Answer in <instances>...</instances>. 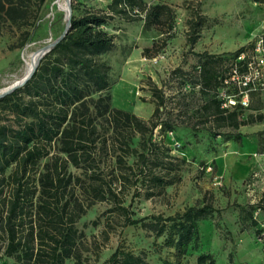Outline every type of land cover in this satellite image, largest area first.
I'll return each instance as SVG.
<instances>
[{"label":"trees","instance_id":"1","mask_svg":"<svg viewBox=\"0 0 264 264\" xmlns=\"http://www.w3.org/2000/svg\"><path fill=\"white\" fill-rule=\"evenodd\" d=\"M43 2L0 0V24L34 25ZM116 16L143 21L145 30L166 35L163 42L173 36L176 16L169 4L110 0L106 11L71 15L69 30L41 58L32 76L0 98V261L147 264L144 253L135 254L121 246L99 262L103 246L96 243L97 236L88 238L79 223L95 205L106 203L108 208L101 216L106 217L107 227L112 221L120 228L141 224L156 237L165 235L164 245L174 249L175 261L164 259L161 264H180L190 243L198 238V222L214 212L204 204L169 216L134 217L135 198L159 195L174 185L185 161L153 138L157 129L164 135L173 132L175 125L171 112L162 116L165 100L157 86L150 89L155 108L148 119L111 105L110 66L103 55L115 43L113 34L101 26ZM201 22L198 16L188 22L195 33L189 36L190 44L198 39ZM261 41L264 50V35ZM248 47H252L251 56L245 54ZM255 47L251 42L230 55L196 53L197 64L188 81L206 100L192 107L190 114L189 104H183V111L182 102L177 101L176 115L188 119L187 123L193 121V130L202 125L211 137L222 136L221 130L229 129L226 139L233 141L241 138L236 132L240 126L262 122L261 112L242 116L254 95H264V88L249 89V104L244 107L239 91L246 88L230 80L233 67L240 74L247 72V64L257 55ZM142 52L149 55L151 48ZM223 88L235 101L233 105L223 106L227 101L221 96ZM147 219L151 221L145 222ZM115 231V226L104 227L100 232L103 241ZM196 262L216 264L210 253L199 254Z\"/></svg>","mask_w":264,"mask_h":264},{"label":"rangeland","instance_id":"2","mask_svg":"<svg viewBox=\"0 0 264 264\" xmlns=\"http://www.w3.org/2000/svg\"><path fill=\"white\" fill-rule=\"evenodd\" d=\"M160 1L169 4L176 16L173 36L164 42L166 35L154 29L145 30L143 21H125L116 16L101 26L113 34L115 43L103 55L110 66L111 105L148 119L155 108L150 89L157 86L165 100L162 116L171 112L175 125L173 132L164 135L157 129L153 138L163 141L172 156L185 161L180 180L159 195L141 194L133 201L131 210L135 218H142L152 214L169 216L190 206L210 205L214 212L198 222V238L190 243L180 264H197V256L203 253L212 254L216 264H264V120L240 126L236 132L241 138L233 141L226 139L229 129L221 130L222 136L217 137H211L202 125L193 130V121L187 123L188 119L178 117L175 106V102H182L184 111L183 104H189L190 114L192 107L206 100L198 87L188 81L197 64L196 53L230 55L242 46L262 40L264 6L254 5L252 0ZM57 2L44 0L36 19H30L34 25L0 24V90L19 80L26 72L27 62L64 30L66 14ZM109 2L70 0L71 15L106 11ZM196 16L202 21L200 32L196 42L190 44L189 36L195 33L188 22ZM144 48H151L149 55L142 52ZM245 54L253 55L252 47ZM261 105L264 109V95H254L242 117L259 114L262 109L254 108ZM107 208L106 203L95 205L79 223L88 238L97 236L96 243L103 246L100 263L117 246L135 254L144 253L147 264H161L164 259L175 261L174 249L164 245L165 235L156 237L141 224L120 228L113 221L108 222L116 231L104 242L100 232L104 227L111 228L107 227L106 217L101 216ZM96 219L99 223L92 225Z\"/></svg>","mask_w":264,"mask_h":264},{"label":"built area","instance_id":"3","mask_svg":"<svg viewBox=\"0 0 264 264\" xmlns=\"http://www.w3.org/2000/svg\"><path fill=\"white\" fill-rule=\"evenodd\" d=\"M256 56L254 61H251L247 64V72L240 74L237 67H233L231 72L230 80L235 81L240 88H246L240 90L241 94V104L244 107H247L249 104L248 90L253 88H264V50L262 47V41L256 44L255 47ZM243 56H240L241 59ZM228 83V80L225 81ZM222 98H226L227 101L223 106H228L229 104L233 105L235 101L232 97L225 94L224 88L221 91Z\"/></svg>","mask_w":264,"mask_h":264},{"label":"water","instance_id":"4","mask_svg":"<svg viewBox=\"0 0 264 264\" xmlns=\"http://www.w3.org/2000/svg\"><path fill=\"white\" fill-rule=\"evenodd\" d=\"M67 9H68V14L64 15L65 18V27L64 30L62 31V33L60 34V36L54 40L53 42L49 43L47 46H45L44 48H42L41 50H39L38 57L34 63V65L32 66V68L26 72L22 78L20 80H17L15 82H13L12 84H10L9 86L3 88L0 90V98L4 97L5 95L9 94L10 92L14 91L15 89L22 87L25 82L32 76V74L34 73L36 67L38 66L41 58L47 53L49 52L54 46L55 44L64 37V35L67 33V31L70 28V23H71V5H70V0H67Z\"/></svg>","mask_w":264,"mask_h":264},{"label":"bare ground","instance_id":"5","mask_svg":"<svg viewBox=\"0 0 264 264\" xmlns=\"http://www.w3.org/2000/svg\"><path fill=\"white\" fill-rule=\"evenodd\" d=\"M57 4H58V7L61 9V10H63L64 12H65V14L67 15L68 14V9H67V0H58V2H57ZM38 53V52H37ZM35 54L33 57H32V59L29 61V62H27V67H26V72H28L31 68H32V66L34 65V63H35V61H36V59H37V57H38V54ZM25 72V73H26ZM22 78V77H21ZM20 78V79H21ZM19 79V80H20Z\"/></svg>","mask_w":264,"mask_h":264},{"label":"crops","instance_id":"6","mask_svg":"<svg viewBox=\"0 0 264 264\" xmlns=\"http://www.w3.org/2000/svg\"><path fill=\"white\" fill-rule=\"evenodd\" d=\"M253 4L254 5H263L264 6V4H262V3H255V2H253ZM252 33V32H251ZM261 34L262 35H264V26H262V28H261ZM262 114H264V109L262 108V112H261ZM0 264H7L6 262H4V261H0Z\"/></svg>","mask_w":264,"mask_h":264}]
</instances>
